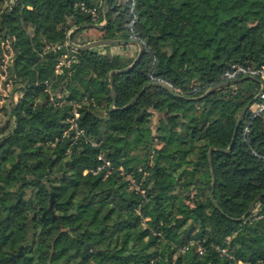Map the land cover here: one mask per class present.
<instances>
[{
	"label": "trees",
	"instance_id": "1",
	"mask_svg": "<svg viewBox=\"0 0 264 264\" xmlns=\"http://www.w3.org/2000/svg\"><path fill=\"white\" fill-rule=\"evenodd\" d=\"M101 1L106 25L73 40H137L140 59L74 49L56 74L61 52L46 45L93 23L77 3ZM104 3L0 0L18 94L0 116V264H264L259 98L231 144L261 90L234 72L264 65V0H108L106 17ZM129 66L112 77L113 100L111 72ZM48 88L66 102L53 104ZM74 104L85 129L76 142L64 135ZM100 155L111 174H84Z\"/></svg>",
	"mask_w": 264,
	"mask_h": 264
},
{
	"label": "built area",
	"instance_id": "2",
	"mask_svg": "<svg viewBox=\"0 0 264 264\" xmlns=\"http://www.w3.org/2000/svg\"><path fill=\"white\" fill-rule=\"evenodd\" d=\"M18 0H3V2L7 5L16 4ZM77 5L86 13L90 14L93 23L101 24L104 23L105 20L98 21L101 7L103 5V1L98 4L88 6L85 2L77 3ZM15 37L11 35H7L0 38V49H1V58H0V116L3 114L2 108L11 100L15 101L18 99L17 93H13L14 87V74L11 72V65L14 60L15 48H14ZM45 49H54L56 51H60L61 54L59 56V60L55 67L56 74H62L66 68H69L76 60L77 54L74 49L69 46L68 40L62 43H49L46 45ZM236 72H242L245 75L258 77L261 81V91L259 95V102L254 104L253 110L257 112L264 111V65L259 67L252 66H236ZM47 84H50L47 82ZM49 89V99L55 105H63L66 102V99L63 96L59 98L55 97L54 92ZM80 113L76 109V104H74L73 116L68 118L69 126L65 130L64 135H68L71 131H74L73 135L74 142L78 140L81 136L85 135V129L82 128L79 124ZM247 127H245V131H247ZM96 145V143H93ZM100 162L96 167L91 169H86L84 174L89 172L96 174H103L104 178L108 177L112 170L114 169L113 164L110 159L105 158L104 156H99ZM142 170V168H140ZM127 179L130 181L132 186H135L137 189L139 186L137 185L132 174L126 175ZM242 264V262H240Z\"/></svg>",
	"mask_w": 264,
	"mask_h": 264
},
{
	"label": "water",
	"instance_id": "3",
	"mask_svg": "<svg viewBox=\"0 0 264 264\" xmlns=\"http://www.w3.org/2000/svg\"><path fill=\"white\" fill-rule=\"evenodd\" d=\"M108 9H109V5H108V0H105V3H104V15L106 17L107 13H108ZM107 21H106V18H105V21L104 23H101V24H97V23H88V24H85V25H79V26H76L74 27L70 32H69V35H68V43H69V46L72 47L73 49H77V50H83V49H88V48H91V47H95V46H98V45H118V44H122V43H127V44H131V43H136L138 46H139V53L135 59V61L133 62V64L140 59L141 55H142V51H143V45L142 43H140L139 41L137 40H122V39H95V40H92V41H89V42H86V43H83V44H80V43H77L73 40V37H74V34L80 30V29H83V28H87V27H96V28H103L105 25H106ZM132 66V65H131ZM130 68L129 67H126L124 69H121V70H113L111 72V91H112V98L113 100H115L116 98V91L114 89V86H113V80H112V77L113 75L116 73V72H122V71H126ZM245 78H252V79H255V80H258L260 81L259 78L255 77V76H245ZM239 79H233V80H229V81H226L222 84H231V83H235L237 82ZM261 82V81H260ZM148 85H159L167 90H169L172 94L174 95H179L177 92L171 90L168 86L162 84V83H159V82H150ZM146 85V86H148ZM146 86H144L141 91L125 106V107H128L130 106L137 98L138 96L141 94V92H143L146 88ZM213 88L215 87H212L208 92H210ZM263 90V87L262 89L259 91V93L256 95L255 99L253 101H250L243 109V111L241 112L240 116L238 117V120H237V125H236V129H235V132H234V135H233V138H232V143L234 142V139L237 135V132H238V127L241 123V120H242V116L244 115V113L246 112V110L254 103L255 100H257L259 98V95L261 93V91ZM113 107V106H112ZM231 148V146H229L228 148H225V149H220V150H223V151H228L229 149ZM213 147L210 148V151H209V157H211V154H212V151H213ZM215 184V178H213V186ZM260 196V195H259ZM258 199V197H256V199L252 202V204L250 205L249 209L246 211V213L239 219H237L238 221H241V220H244L246 219V217L250 214V212L252 211L253 207H254V204L256 202V200ZM213 200V198H212Z\"/></svg>",
	"mask_w": 264,
	"mask_h": 264
},
{
	"label": "rangeland",
	"instance_id": "4",
	"mask_svg": "<svg viewBox=\"0 0 264 264\" xmlns=\"http://www.w3.org/2000/svg\"><path fill=\"white\" fill-rule=\"evenodd\" d=\"M78 39H80V40H88V39L95 40L96 35L89 34L87 31H83V32L78 34ZM90 41H92V40H90ZM96 47H97V49H100V51H102L104 53L123 54V55H126L128 57L137 56V53L139 50L136 46H133L131 44H126V45L118 44V45H112V46H106V47L98 45ZM17 96L18 95H16V97ZM252 109H253V107H252Z\"/></svg>",
	"mask_w": 264,
	"mask_h": 264
},
{
	"label": "crops",
	"instance_id": "5",
	"mask_svg": "<svg viewBox=\"0 0 264 264\" xmlns=\"http://www.w3.org/2000/svg\"><path fill=\"white\" fill-rule=\"evenodd\" d=\"M131 45H133V46H138L136 43H131ZM138 49H139V46H138Z\"/></svg>",
	"mask_w": 264,
	"mask_h": 264
}]
</instances>
